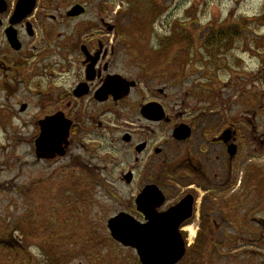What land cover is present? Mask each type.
<instances>
[{"label":"flooded vegetation","instance_id":"flooded-vegetation-1","mask_svg":"<svg viewBox=\"0 0 264 264\" xmlns=\"http://www.w3.org/2000/svg\"><path fill=\"white\" fill-rule=\"evenodd\" d=\"M18 1L4 0L0 12V74L2 92L21 86L32 97L15 116L35 140V162H50L60 184L129 188L118 213L142 224L157 219L185 247L177 264L191 252L242 249L227 224L235 236L262 235L264 94L249 99L243 72L218 93L211 52L176 47L166 58L169 42L128 41L117 19L72 26L87 13L82 3L81 16L68 9L67 29L38 14L40 0H23L30 12L15 17ZM43 139L50 148L38 153Z\"/></svg>","mask_w":264,"mask_h":264},{"label":"rangeland","instance_id":"rangeland-1","mask_svg":"<svg viewBox=\"0 0 264 264\" xmlns=\"http://www.w3.org/2000/svg\"><path fill=\"white\" fill-rule=\"evenodd\" d=\"M39 2L38 14L55 15L67 29L68 9L82 3L87 13L72 20V26L102 17L117 19L128 41L148 48L169 42L166 58L176 47L184 53L211 52L217 59L218 93L243 72L249 99L260 100L264 94V0ZM44 3L55 8H44ZM5 85L0 74V264H140L136 252L114 242L107 227L108 219L126 206L130 189L60 184L62 174L50 162H35V140L15 116L31 95L21 86L4 93ZM7 114L12 116L10 125ZM260 209L264 231V202ZM248 226L252 228L251 221ZM226 228L229 241L237 237L242 249L191 252L180 264H264V232L235 236L230 224Z\"/></svg>","mask_w":264,"mask_h":264},{"label":"water","instance_id":"water-1","mask_svg":"<svg viewBox=\"0 0 264 264\" xmlns=\"http://www.w3.org/2000/svg\"><path fill=\"white\" fill-rule=\"evenodd\" d=\"M23 4V0L18 1L15 17L23 18L30 12L24 13L28 6ZM5 8L4 0H0V12ZM82 12V8L76 7L69 12V15L77 16ZM16 22L18 21L14 23ZM7 35L11 45L17 46L16 31L8 29ZM48 141L49 139H43L38 143V153L50 148ZM154 221L152 224H141L130 215L120 213L109 219L108 227L111 236L116 241L124 246L137 249L142 264H176L184 256L185 248L183 245L172 241L173 235L166 232L165 226H160L157 219H154Z\"/></svg>","mask_w":264,"mask_h":264},{"label":"trees","instance_id":"trees-1","mask_svg":"<svg viewBox=\"0 0 264 264\" xmlns=\"http://www.w3.org/2000/svg\"><path fill=\"white\" fill-rule=\"evenodd\" d=\"M224 35H221V37H223Z\"/></svg>","mask_w":264,"mask_h":264}]
</instances>
